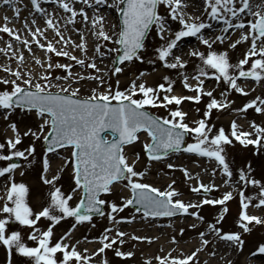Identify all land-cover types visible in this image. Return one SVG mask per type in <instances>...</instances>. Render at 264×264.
I'll return each instance as SVG.
<instances>
[{
  "label": "snow or ice",
  "instance_id": "snow-or-ice-1",
  "mask_svg": "<svg viewBox=\"0 0 264 264\" xmlns=\"http://www.w3.org/2000/svg\"><path fill=\"white\" fill-rule=\"evenodd\" d=\"M195 3L196 0H28V4H23V0H0V5L8 6L13 13L11 17L4 15L0 24V33L10 37L6 47L0 48V53L8 57L6 63L0 64V70L5 73L0 76V115L11 121L13 132L6 143L0 142V160L6 162L0 166V178L7 177L4 196L0 198L3 199L0 247L6 250V264H110L107 250L118 258H132L133 251L117 245H125L129 236L149 244L159 237L130 234L122 230L121 222L177 214L194 217L197 223L189 225L193 229L206 224V229L197 233L198 246L190 252L180 249L175 255L176 249L167 252L161 249L163 254L145 257V264H197L198 254L217 241L242 251L245 244L242 232L218 226L229 211L227 202L236 195L240 207L236 224L242 231L251 232L253 222L264 225V216L249 212L250 206L264 207V175L255 178L249 160L236 170L241 183L237 188L232 183L234 171L227 159V145L237 141L245 147L255 146L257 154L264 149V121L250 120L245 129L233 119L230 130L223 125L217 128L211 122L214 109L225 110L233 104L228 92L235 90L248 95L252 91L239 83L240 78H251L264 89V0H200L198 14H193L188 9ZM13 20L20 21L28 35H22L20 28L12 24ZM174 22L179 26L174 27ZM214 28L219 30L218 35H206V31ZM49 31L53 33L51 37ZM72 33L79 36V41ZM233 34H238L237 38L232 39ZM89 36L94 38L91 49ZM155 37L159 38L158 46L151 43ZM186 37H196L205 46L203 51L195 46L187 53L200 61L194 76L184 70L190 65L181 48ZM226 41L227 48L214 47L217 42L223 45ZM16 42L32 54L33 69L38 66L40 71L26 67L25 52L15 48ZM241 44L244 48L233 62L231 52ZM34 47L43 56L36 55ZM149 52L155 58L148 59V63L159 61L167 69L176 70L183 87L195 95L177 94L174 88L177 80L171 75H163L161 82L150 84L144 78L146 71L134 74L127 86L121 87L119 75L128 66L145 61ZM54 56L61 59H53ZM105 61L106 66L100 67ZM77 66L86 71L74 72ZM209 77H214L217 85L226 84L221 99L214 95V88L205 87ZM193 79L196 83L191 82ZM86 80L94 81L95 86L88 94L81 95ZM205 95L209 100L203 114L189 121L183 102L199 103ZM153 108H163L166 114L154 112ZM250 108L264 116V94L247 100L233 111L246 114ZM17 111L21 115L34 113L38 123L22 131L19 123L11 120ZM195 111L200 113L201 109ZM141 132L149 139L141 142ZM29 136L32 141L28 146L19 148L21 141ZM136 143H142V150L135 149ZM38 147L42 155L41 180L48 186L46 203L39 211L29 202V186L15 180L19 164L10 162L12 158L27 159L35 155ZM181 152L215 160L216 167L211 173L215 176L219 170L226 175L223 184L230 185V190L219 198L209 197L220 184L205 183L199 173L172 162L166 167L181 169L186 181L195 179L189 188L195 194H202L203 199L180 198L182 193L175 187V179L163 187L147 180L152 163ZM57 154L63 164L49 178L51 155ZM142 159L145 166L139 168ZM69 168V184L64 189L60 181ZM117 185L119 191L127 190L128 195L116 199ZM248 185L258 188V192L246 194ZM203 205L222 206L214 221H207L201 214ZM129 206L140 215H122ZM95 216L106 218L108 226L100 235L91 237V241L99 243L95 251L81 249L80 240L72 242V233L85 223L95 227ZM42 218L48 221L46 228L38 224ZM66 218L73 219L71 227L56 238L54 228ZM10 222L30 229L27 240L22 230H10ZM179 231L183 233L185 229ZM170 241L176 244L178 237L173 234ZM257 254L264 256V242L250 256ZM226 264L234 261L227 260ZM249 264L254 262L250 259Z\"/></svg>",
  "mask_w": 264,
  "mask_h": 264
},
{
  "label": "rangeland",
  "instance_id": "rangeland-1",
  "mask_svg": "<svg viewBox=\"0 0 264 264\" xmlns=\"http://www.w3.org/2000/svg\"><path fill=\"white\" fill-rule=\"evenodd\" d=\"M25 2L28 4V0H25ZM200 3V2H199ZM174 27L177 26L178 27V23L174 22ZM4 37V36H3ZM195 38V37H190ZM94 38H88V43H89V48H92V40ZM2 42H3V38L2 35L0 33V48H2ZM242 45V44H241ZM195 47L194 45H191L190 48ZM76 55L79 56L80 52L77 51ZM89 55H91V51L89 52ZM147 59L143 62H141L143 65H152L154 66V68H162L159 64V61H157L156 64H150L148 63V59H154L155 57L152 56V53L149 52L147 54ZM185 59H189L190 60V65H186L185 66V71L192 69L195 65H197L196 62V58L195 57H184ZM53 59H61L59 57H53ZM105 63L107 64V61H105ZM106 66V65H105ZM104 67V66H101ZM195 68V67H194ZM77 70L81 71H86V70H82L79 67H76ZM158 69H155V71ZM57 72H59L58 70H56ZM163 75H171L173 79L177 80V83L174 85L175 91L177 94H184V95H195V92L193 91H189L187 89H185L183 87L182 84V78L177 76V72L176 70H168V69H163ZM147 75V74H146ZM0 76H3L0 73ZM132 76H121L119 75V79L121 81V87H125L127 86V84L129 83V80ZM146 77V76H145ZM144 77V78H145ZM192 83L193 80H191ZM83 84H85L86 88H84L83 90H81V95H86L89 93L90 89L92 87L95 86V82L94 81H90V80H86ZM257 89L256 92H261V94H264V89L261 88L260 85H256ZM87 87H91L90 89ZM205 87L212 89L214 88V95L217 97V99H221L220 97V93L224 91L226 84L224 82H221L219 85H217V81L215 80L214 77H209L206 78L205 80ZM228 99L233 101V104L237 103L239 101V98L235 95L234 91H230L227 93ZM209 100V97H207L206 95L202 98V101L197 103V102H193V101H185L182 104V107L185 111L188 112V120L189 121H193L198 119L202 114H203V109L205 107V104L207 103V101ZM175 106V105H173ZM196 108H200L201 112L197 113L195 111ZM154 112H158L159 114H166L165 110L163 108H153L151 109ZM221 110H213L212 116H211V122L214 123L215 125H217L220 121H222L223 119L226 118V116L222 115ZM18 113H20L19 111H17ZM34 114V113H33ZM32 114H27V115H21L22 116H31ZM257 120L258 122L260 121H264V116H261L260 114H256V115H245L243 116V120ZM37 122V121H35ZM225 127V129L230 130V128L227 127V125H223ZM149 139L145 134L140 135V140L141 142H143L144 140ZM189 141L191 140V138H187ZM32 141V138L29 137H25L21 143L18 145L19 148L24 149L28 146V144ZM38 143H42V141L38 142ZM136 150H142V143H136L134 145ZM129 151H131V149H129ZM227 159L230 163V167L233 168L234 171V175L231 178L232 179V183L235 184L238 187L241 186V183L239 182V176L236 174V170L240 167H243L246 165L247 161L251 160L253 163V171L255 172L256 176L255 178H260L261 175H264V149L261 150V152L259 154L256 153L255 151V146L253 145H248L247 147H245L244 145H241L238 141L235 144L232 145H227ZM196 158H199L200 160L197 161ZM14 160H19V167L15 170V174L20 171V172H24L25 177L20 178L19 181H23L26 184H30L32 183L29 179H27V174L31 175L34 178V181L36 180L37 176L42 175V155H41V150L39 149V147L37 148V153L33 156L28 157L27 159L24 158H12V160L10 162H13ZM168 162H172L174 164H178V165H183L184 167L188 168L191 172H195V173H199L200 177L203 179V181L205 183H208L210 181H214L216 184H220L221 187L219 189H213L208 195L209 197H216L219 198L221 196V194L224 191L230 190V185H224L223 181L225 179H227L226 175L220 173V171L218 170L216 175L213 176L211 173V169L213 167H216V162L215 160H210L207 157H199L196 154H192V153H185V152H181V153H175L171 155V158H164V160H162L161 162H154L151 164V175H149L147 177V180L149 182H153L154 184L163 187L164 185H166L168 182H170L172 179L176 180V185L175 187H177L178 189L181 190L182 196L180 198L184 199V200H188V201H198L200 199H203L204 196L198 195L193 193L190 188H189V184L190 183H195V179H193L192 181H186L184 175H183V171L179 168H175V169H168L166 167V164ZM204 162V163H203ZM205 163L206 165L209 167L206 168L207 171L203 170L201 167H205ZM63 164V160L61 158L60 155H51V169L48 172V175H50V177L54 174H56L57 170L60 168V166ZM6 162L0 160V166H5ZM145 166V160L142 159L140 161V163L137 165V167L139 168H143ZM200 166V167H199ZM71 172V169H67L65 171V173L63 174V177L60 181L61 185L63 187H65V189H67L68 184H69V173ZM117 193H116V199H119L120 195H128L127 190L124 191H119L120 185H117ZM253 191H257L258 192V188L254 189L252 185H248V187L245 189L246 194L248 195H252ZM79 195V193H77V196ZM4 196V192L0 193V198H2ZM35 197H33L32 195H29V202L31 204V206L35 208V202H36ZM191 199V200H190ZM73 204L76 203V198L74 197ZM228 205V209L229 211L225 214V218L223 219V221H221V223L218 225L220 227H222L223 230H236V231H241L242 232V237L245 241L244 247L242 251H238L236 247H230L228 245L227 250H221V254L220 256H223L226 258V260H230L231 258H233V260H237L239 259L240 256H242L246 251L248 250H254L255 247L258 246L259 243L264 242V225H258L255 224L253 222V224L251 225L252 227V231L251 232H243L242 229L236 224V220L238 218V214L240 211V207H239V196L236 195L234 196L233 199H231L230 201L227 202ZM3 206V199H0V207ZM221 205H203L201 206L200 212L202 215L205 216L207 221H214L217 217V214L219 213L220 209H221ZM251 208V206H250ZM249 208V210H251ZM257 208H254L253 211H256ZM37 211H39L40 209H36ZM195 210V209H193ZM263 209H259L258 215L264 216V213L262 214ZM122 215H140L135 213V211H133L132 209L128 208L124 213H121ZM189 217V215L187 214H183V216L176 218L179 219V221H173L171 219H163V220H152L150 218H141V219H137L136 221H139L138 224H142L143 226L148 225V223L153 222L155 225L156 223L159 226H154L153 228L157 229V227H159L160 229H163L164 232H162L161 234L158 235V237H163L165 236V233H174L176 235L181 236L183 239L179 242L178 246H181L183 248H187V245H191V244H195L198 243V231L201 230H205L206 229V224H198V227L196 229H193L191 227H189L188 224H186L185 226L180 227V225L183 224L184 220L187 219ZM95 222H96V226L92 227L91 225L85 223L83 225L78 226L74 232L72 233V235H76L75 241L76 240H80V243L83 244L84 246H89L92 245L95 247V249L97 247H99V243L95 242V241H91V237L93 236H98L102 233L103 229H104V223H106V225L108 226V222L106 220V218H100V217H96L94 218ZM169 220H171V225H169ZM190 222L191 223H197V221L195 220L194 217H190ZM73 223V219L72 218H66L65 220L61 221L57 226H55L54 228V232H55V236L56 238H58L60 235H62L65 231H67L70 227L71 224ZM126 222H121L120 225L125 224ZM39 226L41 228H46L48 221L45 220L44 218L41 219V221L38 222ZM9 228L10 230L12 229H20L23 231L24 233V237L27 240V234L30 231L29 228L27 227H23L21 225H19L18 222H10L9 224ZM180 228H184L185 231L183 233H181L179 230ZM162 231V230H161ZM150 234V233H149ZM84 237H88L89 239L86 241L84 239ZM211 239V237H209ZM30 244L33 243L32 241H28ZM127 242H130V246H126ZM223 242V241H217L214 244H211L210 246H206V249L201 251L198 256H203L204 258H210V252L211 250H214L216 248V246L218 245V243ZM153 243V242H152ZM151 243V244H152ZM142 245V243L140 242H131L130 238H126V243L123 246H119L118 247H122L123 250H131L134 251L136 249H138L140 246ZM150 244L147 242L146 246H149ZM224 243H222L221 246H223ZM159 253H157L156 255H158ZM174 254V253H173ZM177 254V253H175ZM174 254V255H175ZM179 254V253H178ZM107 256L110 260V264H122L125 259L122 258H118L115 257L113 252L111 250H107ZM258 257H261V255H258ZM264 257V256H263ZM6 250L2 247V249L0 250V264H6ZM129 259V258H127ZM264 259V258H263ZM145 264V263H144Z\"/></svg>",
  "mask_w": 264,
  "mask_h": 264
},
{
  "label": "bare ground",
  "instance_id": "bare-ground-1",
  "mask_svg": "<svg viewBox=\"0 0 264 264\" xmlns=\"http://www.w3.org/2000/svg\"><path fill=\"white\" fill-rule=\"evenodd\" d=\"M199 2H200V0H196V3L192 7H190L188 9V11L192 12L193 14H198L196 12V9H197V7H199ZM23 4H27L25 2V0H23ZM6 14L8 16H10V17L13 15L11 8H9L8 6H5V5H0V24L3 23V17ZM23 14L26 16L27 15V11H25ZM42 23L43 22L41 21V25H42ZM12 24L15 27L20 28V31H21L22 35H28V33H26L24 28L22 27V24H21L20 21L13 20ZM77 26L80 27L82 25H77ZM175 27H177V26H175ZM218 34H219V30L217 28H214L212 30L206 31V35H218ZM1 35H2V38H3L2 48H4V47H6L7 40L10 37H8V35L5 34V33H1ZM48 35L51 37L53 35V33L51 31H49ZM72 35H73L74 39L79 41V36L77 34L72 33ZM237 35L238 34H233L232 35V39L237 38ZM88 38H92V37L89 36ZM151 43L153 45H157L158 46L159 38L158 37L153 38ZM191 45L199 46L201 51L205 50V46H203L202 44H199V41L197 40L196 37L193 38V40L190 37H186V38H183V43L181 45L184 57L188 56L187 53L190 51V49H191L190 46ZM214 47H216L217 49L223 50V49L228 47V42L226 41L223 45H221V44H219L217 42L214 45ZM15 48L23 50L25 52V56H26V60H27L26 67L28 69H33V61L31 59L32 54L28 53L26 49H22V47H21L19 42L15 43ZM243 48H244V45L242 44V45H239L236 50L231 52V57H232V61L233 62H236V60L240 56V52H241V50ZM34 52L38 56H43V52L41 50H39L38 48L34 47ZM196 59H197L196 60L197 65L194 66L195 68L200 63L199 59L198 58H196ZM7 60H8V57L5 56L3 53H0V64L6 63ZM13 60H14V58H13ZM64 62H67L66 59L64 60ZM105 65H106V63L105 64H101L100 67L101 66L105 67ZM159 65L163 69H167L162 64H159ZM12 66L13 67L16 66L14 62L12 64ZM194 67L192 69L187 70V72L191 76L195 75V72H194L195 68ZM162 68H154V66L147 65V64L143 65L140 61H138L135 64H132V65L128 66L125 69V72L120 74V75L121 76H129V75H131L132 76L130 78V80H131L133 78L134 74H138L140 71H146L147 75H146L145 79H147V81L150 84H155V83L161 82V77L164 74L163 71H162ZM155 69H158V70L155 71ZM33 70L34 71H40L38 66L35 69H33ZM57 70L60 71L59 69H57ZM73 70H74V72H80L76 68H74ZM0 73L3 76L5 75V73L2 70H0ZM193 82L196 83V81L194 79H193ZM239 83L242 86H245L247 89H252V91H249L248 95H243L241 93H237L235 90H232V91H234L235 95L239 98V101L237 103H235V104H232L227 109L220 111L222 115L226 116V118L223 119L222 121H220L216 125L217 128L219 126L225 125V124L227 125L228 128H230V122L233 119H236L238 121V123H240L245 129H248V122L249 121L248 120H243V116L251 115V114H253V115L259 114V113L255 112L254 108L248 109L246 114H241V113L233 111L234 108L242 107L243 103L247 102V100H249L251 98H254L257 95H261V92H256V89H257L256 85H259V84L256 83L253 79L248 78L247 80H245L244 78H240L239 79ZM84 86H86V85L83 84V86L81 87V90L86 88ZM87 88H89V87H87ZM20 116H21V113L16 112L15 114L12 115L11 120L18 122L19 123V127H20V129L22 131L26 128V126H35L38 123V121L36 120L34 114H32L30 117L29 116L20 117ZM35 121H37V122H35ZM10 123H11V121H5L3 119V116L0 115V142L6 143L7 137L13 135V132H12L10 126H9ZM196 159H197V161L200 160L199 158H196ZM207 167L208 166L205 163V167H201V168L203 170H205ZM21 173L22 172L18 171L15 174V180L16 181L20 180V178H22V177H25L26 174H24V172H23V175H21ZM192 173H195V172H192ZM48 176L50 178V175H48ZM34 178L35 177H32L31 175L27 174V179H29L32 182L30 184H27L29 186V188H30L29 195H32L33 197L37 198L36 202L34 203L35 204L34 206H35L36 209H41L44 206V204L46 203V194H47V191H48V186L45 185L42 182L40 176H37L35 181H34ZM6 179H7V177L0 178V193H3V189L5 187V180ZM63 188L65 189V187H63ZM186 201H188V200H186ZM254 208L255 207H251L250 208L251 210H249V212L252 213V214L258 215L259 214L258 210L259 209H263L262 214L264 213V207L257 208L256 211H253ZM190 217L191 216L189 215V217L184 220L183 224L180 225V227L185 226L186 224H188V225L192 224L190 222ZM173 221H179V219H174ZM138 223H139V221L135 220V221H132L130 223L126 222L125 224H122V225H119V226L122 228V230H125V231L129 232L130 234L132 232H135L137 235L158 236L159 234L164 232L163 229H160L159 227H157V229H155L156 227L153 228L154 226H159L157 223L155 225L153 222H150V223H148V225H145V226H143L142 224L140 225ZM103 226H104V228L107 227L106 223H104ZM173 234L172 233H168V234L165 233V236L159 237L158 240L154 241L149 246H146V243H147L146 241H136V240L132 239L131 236H129L131 242H134V241L135 242H140V243H142V245L138 249L133 251L135 253L134 257L129 258V259L126 258L125 261L122 264H144L145 263V257H149V256L154 257L157 253L163 254V253H161V249H163L164 252H167L170 248L171 249H176V252H174V254L175 253L178 254L180 249H183L185 252H190V251L194 250L195 247L198 246V243L187 245V248H183L181 246H178L179 242L183 238L181 236H179V235H176V234H174V235H176L178 237V243H176V244L171 243L170 237ZM75 238H76V235H73V241H72L73 243L75 242ZM222 243H224V242L218 243L216 248L214 250H211V252H215V255H210V258H204L203 256H199V260L197 261V264H226V261H227L226 258L224 257V255L220 256V254H221V250H227L228 244L224 243V245L221 246ZM78 246L81 249L88 248L90 251H95V247L92 246V245L84 246L83 244L80 243ZM126 246H130V242H127ZM1 249H2V247H0V250ZM252 251H254V250L246 251L237 260H233V258H231L230 260H233L234 264H249V260L250 259L254 262V264H264V259H263L264 257L263 256L258 257V255H260V254H257L255 256H250V253Z\"/></svg>",
  "mask_w": 264,
  "mask_h": 264
},
{
  "label": "water",
  "instance_id": "water-1",
  "mask_svg": "<svg viewBox=\"0 0 264 264\" xmlns=\"http://www.w3.org/2000/svg\"><path fill=\"white\" fill-rule=\"evenodd\" d=\"M142 133V132H141ZM58 151V150H57ZM130 208L134 209L133 206H129ZM181 214H177L175 217H162V218H176V217H179ZM96 217V216H95ZM153 219H156V218H153Z\"/></svg>",
  "mask_w": 264,
  "mask_h": 264
}]
</instances>
